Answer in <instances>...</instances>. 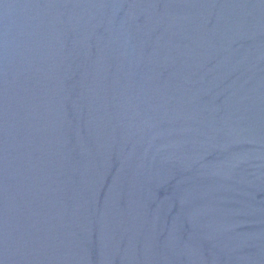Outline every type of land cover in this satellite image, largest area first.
I'll use <instances>...</instances> for the list:
<instances>
[{"label":"water","instance_id":"1","mask_svg":"<svg viewBox=\"0 0 264 264\" xmlns=\"http://www.w3.org/2000/svg\"><path fill=\"white\" fill-rule=\"evenodd\" d=\"M0 264H264V0H0Z\"/></svg>","mask_w":264,"mask_h":264}]
</instances>
